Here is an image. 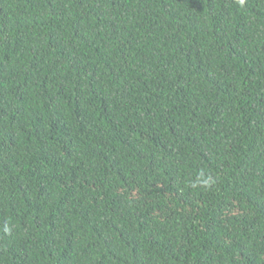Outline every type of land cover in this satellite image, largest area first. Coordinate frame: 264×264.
Instances as JSON below:
<instances>
[{
	"label": "trees",
	"instance_id": "1",
	"mask_svg": "<svg viewBox=\"0 0 264 264\" xmlns=\"http://www.w3.org/2000/svg\"><path fill=\"white\" fill-rule=\"evenodd\" d=\"M0 264H264V0H0Z\"/></svg>",
	"mask_w": 264,
	"mask_h": 264
}]
</instances>
